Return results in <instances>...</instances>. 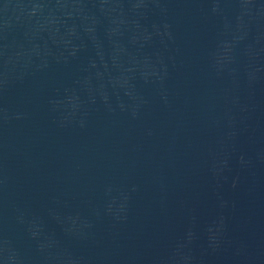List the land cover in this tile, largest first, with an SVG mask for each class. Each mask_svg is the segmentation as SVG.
Masks as SVG:
<instances>
[{
  "label": "water",
  "instance_id": "water-1",
  "mask_svg": "<svg viewBox=\"0 0 264 264\" xmlns=\"http://www.w3.org/2000/svg\"><path fill=\"white\" fill-rule=\"evenodd\" d=\"M0 264H264V0H0Z\"/></svg>",
  "mask_w": 264,
  "mask_h": 264
}]
</instances>
